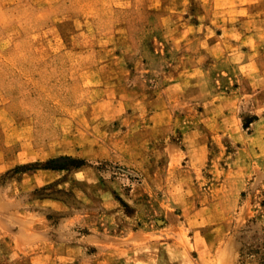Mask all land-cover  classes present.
Segmentation results:
<instances>
[{
	"label": "rangeland",
	"instance_id": "rangeland-1",
	"mask_svg": "<svg viewBox=\"0 0 264 264\" xmlns=\"http://www.w3.org/2000/svg\"><path fill=\"white\" fill-rule=\"evenodd\" d=\"M0 264H264V0H0Z\"/></svg>",
	"mask_w": 264,
	"mask_h": 264
},
{
	"label": "crops",
	"instance_id": "crops-1",
	"mask_svg": "<svg viewBox=\"0 0 264 264\" xmlns=\"http://www.w3.org/2000/svg\"><path fill=\"white\" fill-rule=\"evenodd\" d=\"M170 110H171V109H170ZM171 178H172L173 180H175V181H176V178H174V176H172Z\"/></svg>",
	"mask_w": 264,
	"mask_h": 264
}]
</instances>
